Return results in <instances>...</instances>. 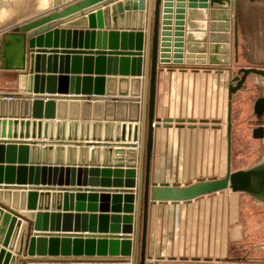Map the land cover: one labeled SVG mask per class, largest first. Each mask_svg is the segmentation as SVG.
<instances>
[{
	"label": "water",
	"instance_id": "obj_1",
	"mask_svg": "<svg viewBox=\"0 0 264 264\" xmlns=\"http://www.w3.org/2000/svg\"><path fill=\"white\" fill-rule=\"evenodd\" d=\"M186 2L190 9L187 12L188 19L193 20L192 17L198 14L194 9L201 12L199 14L203 16L202 20H207L208 15L211 21L209 23L210 44L207 45L206 37H202L198 41L189 33L194 31L192 23H188L186 26L188 33H184L183 15ZM207 9H209L208 12ZM74 18H78L76 23H70ZM172 19H174V23H172ZM57 20H62L59 29H56L59 26ZM214 21H221V27ZM8 29L2 32L3 49L12 48V52L8 57L0 55V70L20 73H14L16 77L14 91L0 92V118H2L0 119V137L3 138L7 134V139L13 140L35 138V132H37L36 139L40 140L41 125L43 124L41 120H46L43 124L44 137L48 135L50 140L54 135L56 140L61 138V142L46 144L36 141L30 143V146H28L29 143L18 141H0L1 154L4 150L7 153L12 152V155L18 151L25 159L27 154H30L31 160L34 155L36 156V164L31 162L28 168H18V174L21 176L17 178V185H24L26 181L29 184H38L40 173L42 174V183L46 181L62 183L64 182L62 174L65 172V183H74L75 173H77L78 183L88 182L90 185L100 184L102 188H128L130 190L77 191L82 193L74 195L71 193L73 191L63 189L51 190L52 193L30 191L25 194L24 191L19 192L24 189L16 187L0 188V203L2 205L0 206V245L2 248H9V251L14 252L12 255L9 251L5 252L4 249H0V264H152L146 263L145 253L149 203L188 202L200 196L228 189L232 192L264 198V160L249 168L233 172L230 169V102L227 115V165L226 173L222 178L198 181L184 187L150 181L153 133L159 122L155 118V84L158 66L209 65L231 68L232 63H229V58L226 56L228 52L226 46L229 47V38L232 34L231 41L236 63L238 61L237 0H77L71 3L54 0L52 6L46 11L10 26ZM198 31H206V26L202 25V29ZM215 32L225 33L224 38L220 41L211 40V33ZM89 36L92 39L97 37L98 46L102 44L104 47L108 40L111 51L95 53V64L97 65L95 78H92L91 75H82L81 79L80 77H70L69 79L66 76L68 62L71 60L72 63L79 64L81 53H78L79 51H60V55L56 56L58 39L61 38V47L66 45V49H63L68 50L67 47L72 45V50H74L75 45L80 47L83 44L84 38L86 44ZM219 43H226V45ZM46 52L54 55L46 56ZM70 54H73L71 58ZM106 55L110 57L106 58ZM58 60L60 74L64 70V75L58 77L39 75L44 74L45 62L47 63V74H51L50 71L56 69ZM84 61L90 63L91 58H85ZM105 61L109 64L113 62L114 65L113 69L111 71L109 69L107 73H104ZM105 74L111 77L105 79L103 77ZM118 75L120 77L116 78L115 76ZM250 75L264 78V69L239 68L228 85L229 99L244 86ZM124 76L131 78L127 79ZM80 80L83 84L82 95L90 96L91 84L94 83L97 86L94 91L102 96L104 84L111 83L112 88H108V92L113 93L114 87H117L115 93L119 97L128 95L129 99L81 98L80 100L83 102L79 107L76 103L68 104L70 111L68 120L76 119L77 110L80 108L81 121L88 122L89 110L92 107L93 120L98 123L71 124L68 122L67 124L65 121L48 123V120H54L55 109H58L57 120H66L64 109L67 104L62 101L56 103L52 101L53 98L49 97H45L47 101L44 102L42 101L44 98L39 96L32 98L31 94L41 92L44 82H46V90L50 93L55 91L56 82L59 83V91H66L68 81L71 84L70 91L75 89L78 92ZM73 83H75V88L72 87ZM90 101L94 103L92 104ZM115 101L117 102L114 103ZM31 107L32 116H30ZM19 108L21 110L20 119L26 121L18 123L17 121L6 122L4 120L7 111L10 115L13 113L14 119H17ZM43 108L44 117H41ZM252 109L256 127L251 130V136L253 139L260 140L264 138V96L255 99ZM24 110L26 111L25 116ZM8 118H12V116ZM30 119L33 120L31 123ZM36 120L38 121L36 122ZM103 120L105 123L101 124L100 122ZM164 123L170 124V120L165 119ZM18 124L19 131L17 130ZM6 125L8 126L7 132ZM29 125H31V136H29ZM90 126L92 139L97 137L98 140L91 144L80 143L81 140L77 142L75 139L78 134L80 139L90 137ZM72 127L73 133H71ZM77 127H79V133H77ZM66 128L67 133L65 132ZM102 129H104V138L103 141H100ZM107 129H109V137ZM65 137L72 143L63 142ZM71 137L74 140H71ZM2 144H6V146ZM42 145L44 147H41ZM52 145L54 147H51ZM87 146L92 147L88 150ZM65 152L66 154L72 153V155H75L76 152L79 155L84 153V162H86V155L90 152V157L96 155L97 163L89 170L77 169V171L73 167L65 169L56 167L58 165H54L53 169H46L45 164H41L43 167L38 164L41 154L44 162L46 154L50 158L51 153H54L55 157L59 153L62 160V155ZM100 154L102 155L101 165L98 163ZM60 164L62 166V163ZM100 166L101 170L98 169ZM5 171V173L13 172V169L8 167ZM50 172L55 175L53 180L50 179ZM0 173H2L1 167ZM45 173L49 174L46 180ZM56 173H60L58 179L55 178ZM25 174H28V177H25ZM6 181V183H12L13 178L7 177ZM45 190L50 191L49 189ZM61 191L64 193H60ZM84 192L91 193L86 196ZM95 192H100V194ZM38 197L39 205L37 206ZM50 198L52 199L51 212H55L54 200L57 199L59 206L61 198L64 199L63 212H71L66 211L68 207L66 201L68 198L70 199L69 208H72V200L75 198L78 201L76 211L88 212L90 215L86 213L75 215L74 225H72L73 216L64 213L62 225H59L60 215L55 216L52 213L48 216L47 213H41L43 209L44 212H47L48 199ZM42 199H44V208L41 206ZM85 199L88 202L98 201L99 205L89 203L88 209L85 211L83 203ZM35 210H37L36 213H34ZM48 217H50V232H62V235H51L47 239L37 234H33L31 237L32 228L36 232L48 230ZM55 218L56 221H54ZM72 228H74L75 234L84 232L88 234L84 237L71 235ZM15 256L23 257L16 258ZM34 256L39 258H34ZM70 257L75 258L74 261L66 259Z\"/></svg>",
	"mask_w": 264,
	"mask_h": 264
},
{
	"label": "crops",
	"instance_id": "obj_2",
	"mask_svg": "<svg viewBox=\"0 0 264 264\" xmlns=\"http://www.w3.org/2000/svg\"><path fill=\"white\" fill-rule=\"evenodd\" d=\"M54 0H39L35 6V9L32 11V15L29 17H33L40 12L46 11L52 6ZM60 1V0H58ZM67 3H71L77 0H64ZM242 0H237V22H238V50L237 56L238 61L234 62V50L232 47L231 35L229 47L226 46V56L229 58V63H232L231 68L219 67V66H199V65H182V66H163L159 65L156 76V84H155V118L159 120L158 126L154 128L153 133V149L151 154L150 161V181L156 183H167L172 186L184 187L198 181H205L210 179H220L226 173V165H227V115H228V103H231V133H230V159L235 155L236 150L239 151L241 149H255L261 148L264 146V138L257 140L253 139L251 136V130L256 127V124L251 129H246L244 126H241V123H245L247 119V114L253 113V104L255 98L249 103H243V95L241 91H237L235 94L231 96L229 99L228 96V85L230 79L232 78V73H234L235 69H239L241 67H249L243 63L244 57L247 53V46H249L246 41V37L244 35L243 30V22H242ZM38 6V7H37ZM174 9V8H173ZM190 9L187 7V2L184 6V33L187 34L186 26L188 23L193 24V28L189 33H191L196 40H200L202 37H206L207 45L209 43V23H211L208 15L207 20H202L203 16H201L198 9H194L198 14L192 17L193 20L188 19L187 12ZM203 11V10H201ZM209 9H207V12ZM25 12V11H24ZM27 13L30 10L26 11ZM95 13V12H92ZM208 14V13H207ZM174 16V14H172ZM29 18H25L21 21H26ZM78 18H74L70 23H76ZM59 26L56 29H59L61 26L62 20H57ZM2 19H0V55H10L12 52V48H4L3 49V40H2V32L7 30L10 26H5V24H1ZM20 23V22H19ZM172 23H174V19H172ZM217 25H221V21H214ZM202 25L206 26V31H198L202 29ZM174 27V25H172ZM221 27V26H220ZM9 30V29H8ZM123 31V30H121ZM173 33V30H172ZM184 34V35H185ZM225 36L223 32H215L211 33V40L220 41ZM60 37L58 39L57 54L60 55V51H79L81 53L79 56L81 57V61L79 64L72 63L70 60L68 62V70H67V78L70 77L82 78V75H91L92 78L96 77V64H95V53L104 51L105 53H109L111 50L108 46V40L106 41L105 46L102 44L98 46L97 37L89 36L86 40L83 39V44L79 47V45H75L74 50H72V45H69L68 50L66 49V45L61 47L60 45ZM185 39V36H184ZM173 40V35L171 36V43ZM102 43V40L100 41ZM185 42V41H184ZM220 45H226L223 43H219ZM218 44V45H219ZM219 45V46H220ZM44 47V46H43ZM65 48V49H63ZM104 49V50H98ZM37 50V48H36ZM45 51H49L48 49H43ZM46 56L54 55L50 54V52L45 53ZM73 54H70V58ZM110 56L106 55V58ZM114 57V56H111ZM118 58L121 56H117ZM85 58H91L90 63H86L84 61ZM239 63V64H238ZM1 65V62H0ZM113 62L110 64L105 61L104 63V73L110 69H113ZM256 68V67H255ZM44 74L39 75H55L58 77L60 75H64L65 71L62 70V74H60V64L59 60L56 64V69L51 70V74H47V63H44ZM64 72V73H63ZM78 72V74H77ZM19 74L20 72H12V71H1L0 70V92H12L16 87V77L15 74ZM54 73V74H53ZM74 73V74H73ZM105 79L107 76L105 74ZM119 78L120 76H115ZM129 79L130 76H124ZM253 80L252 78H247L245 83ZM75 82V81H74ZM244 83V84H245ZM82 81L80 80L78 83V92L75 89L70 91V81L67 82L66 91H59V83H55V91L50 93L46 90V82L43 84V90L38 92V94H31L32 98L34 96H39L44 99L42 101H47L45 97L53 98L54 102H64L67 104L65 110V119L66 120H57V110L55 109L54 120H48L47 122L56 123L57 121H65L71 124L74 123H98L94 122L93 118V109L90 107L89 110V121H81V110L80 108L77 110L76 119H69V103H76L78 107L83 102L80 100L81 98L87 99L91 98H121V99H129V96L119 97L115 91L117 87H114V92H108V88H112L111 83L109 85L104 84L103 86V94L99 96L94 91L97 86L92 83V91L90 96L82 95ZM73 88H75V83H73ZM113 94L112 96H110ZM107 95V96H106ZM64 99V100H60ZM9 100V99H8ZM105 103V101H102ZM115 101L114 103H116ZM90 103H94L90 101ZM242 103V104H241ZM61 111H63L61 109ZM26 111L24 110V116ZM30 116H32V107L30 109ZM6 118L4 119L6 122L8 121H26L21 120V110L18 109V118L14 119V114L11 115L9 112H6ZM12 116V118H8ZM41 117H44V108L42 110ZM104 117V115H103ZM2 119V118H0ZM103 119V118H102ZM169 119L170 124H165L164 120ZM264 120V115H263ZM30 123L33 120H29ZM38 120H36L37 122ZM41 123H45L46 120H41ZM105 123L104 120L100 122ZM109 123V122H107ZM115 123V122H113ZM127 123V122H126ZM156 123V122H155ZM43 124L41 125V133L40 140H37V132H35V138H22V139H7V134L5 137L1 138L0 141H18L22 143H29L30 146L32 143L36 141H41L42 143L49 142H61V138L58 140L55 139V135L52 140H50L49 136L43 135ZM169 125V126H166ZM8 126L6 125V132ZM13 126L11 125V129ZM37 128V127H36ZM49 129V128H48ZM17 130L19 131V124L17 126ZM96 131V130H95ZM29 132L31 136V125H29ZM55 132V130H54ZM67 133V128L65 129ZM90 137L88 139H80L79 134L75 139L77 142L83 144H91L95 143L98 138L92 139L91 137V126H90ZM102 135L100 137V141H103V133L104 129L101 130ZM71 133H73V127L71 128ZM77 133H79V127H77ZM109 134V129H107V136ZM1 136V135H0ZM109 137V136H108ZM71 140H74L71 137ZM109 140V138H106ZM63 142H71L68 141L67 137L62 140ZM115 141V139H113ZM235 141V145L233 142ZM31 143V144H30ZM109 143V142H108ZM5 145L6 144H2ZM19 145V144H17ZM26 145V144H24ZM41 147H44L43 145ZM51 147H54L52 145ZM92 146H87L88 150L91 149ZM84 148V147H83ZM95 149V148H94ZM250 157V154H247ZM247 155H244L245 157ZM108 157V155H106ZM30 154H27L26 159L23 155H20L18 151H15V154L12 155V152L7 153L5 150L0 152V167L2 168V173H0V188L5 187H16L19 189V192L24 191L27 194L30 191H35L36 193L48 192L52 193L51 190H68L73 191L74 195L77 191H104V190H130L128 188H102L101 185H90L88 182L85 184L77 182V173H75L74 183H65L66 175L65 172L62 174V178L64 182H41L42 174H39V182L38 184H29L28 181L25 182L24 185H17V178L21 175L18 174L19 167H29V164L33 162L36 164V156L34 155L33 160L30 159ZM40 167L41 164H45L46 169H53L54 165H58L56 167L65 168H75L77 169H87L89 170L91 166L95 167L96 165V155L94 157H90V152L86 155V162H84L85 154L82 153L79 155L78 152L75 155L72 153L66 154V152L62 155L58 153L55 157L54 153H51L50 158L48 154H46L45 161L42 160V154L39 156ZM236 158H239V155ZM56 159V160H55ZM74 160V162H72ZM62 161V162H61ZM68 161V162H67ZM102 155L99 156V165H101ZM263 161V160H262ZM25 162V163H24ZM62 163V166H60ZM260 163V162H258ZM92 164V165H91ZM257 164V163H256ZM68 165V166H66ZM255 165V164H254ZM253 166V165H252ZM12 168L13 172L9 171L5 173L6 168ZM251 167V166H250ZM249 168V167H248ZM99 170L102 169L100 166ZM111 169H113L111 167ZM126 169V168H122ZM239 169V168H238ZM245 169V168H240ZM45 180L48 175L45 173ZM60 173H56V179L59 178ZM54 173L50 172V179L53 180ZM68 180L70 181V175L68 173ZM12 177V183H6V178ZM25 177H28V174H25ZM100 180V178H98ZM68 181V182H69ZM9 182V181H8ZM60 184V185H59ZM45 189H49L50 191H46ZM56 193H58L56 191ZM64 193V192H60ZM91 192H84L87 196ZM94 193V192H92ZM96 194H100V192H95ZM252 198L250 195L240 192H232L231 190H224L220 192H216L209 195L200 196L188 202H163V203H155L148 205L147 211V222H146V263L152 264H264V260L262 259V255L264 254V248L262 247V242H264V237L261 236L263 232V224L260 221H257L256 218L252 215ZM66 211L71 212H63L64 210V199H60V203L58 206L57 199L54 200V211L51 212L52 209V199H48V210L44 212V209L41 213H47L50 216L52 213L56 216L60 215L59 225H62V215L64 213L71 214L73 217L74 225V216L82 215L84 213L90 215L88 212H77L76 204L78 201L74 198L72 200V208L70 206V199H67ZM84 210L87 211L89 203H95L99 205V202H88L87 199L84 200ZM39 205V197L37 198V206ZM0 206L1 203H0ZM42 208H44V199H42L41 203ZM8 208L7 206H4ZM59 209V210H57ZM5 211V210H4ZM59 211V212H57ZM37 210L34 211L36 213ZM18 213V212H16ZM19 219V218H17ZM24 221V220H22ZM56 221V218L54 219ZM89 221V220H88ZM87 221V223H88ZM56 224V222H54ZM1 225V224H0ZM50 225V217L47 218V228L46 232L40 231L36 232L33 228L31 229V237L33 234L41 235L43 237L49 238L51 235H62V232H56L49 230ZM61 231V227L59 226ZM72 228L71 235H82L83 237L87 235V232L77 233L75 234ZM20 235V234H18ZM67 235V234H65ZM121 235V234H119ZM38 237V236H34ZM85 239V238H83ZM0 249H4L0 245ZM9 248L4 249L5 252H8ZM12 255L14 252L9 251ZM16 258H22L23 256H15ZM34 258H39L38 256H34ZM47 258V257H45ZM66 259H74L75 258H66ZM79 259H92V258H79ZM72 261V260H70ZM73 264V263H72ZM78 264V263H77ZM84 264V263H82Z\"/></svg>",
	"mask_w": 264,
	"mask_h": 264
},
{
	"label": "rangeland",
	"instance_id": "obj_3",
	"mask_svg": "<svg viewBox=\"0 0 264 264\" xmlns=\"http://www.w3.org/2000/svg\"><path fill=\"white\" fill-rule=\"evenodd\" d=\"M38 1L39 0H0L1 24L13 26L19 22H23L21 20L29 18L33 14L32 11L35 9ZM242 3L243 11L241 18L243 30L246 41L249 44L243 63L249 67L264 69V0H242ZM28 10H30V12L27 13L26 11ZM237 70L238 69H235L232 74L235 75ZM248 78H252L253 80L245 83L240 89L243 99L246 100L243 102L244 104L246 102H251L254 97L258 98L264 96V78L256 75H250ZM246 118V122L241 123V126H244L247 130L253 128L256 124L255 115L249 113ZM233 144L235 145V141ZM236 154L237 157L239 155L238 159L236 158ZM247 154H250V157H248ZM244 155L247 156L245 157ZM262 160H264V146L255 149L236 150L235 155L232 156L230 161V169L233 172L240 168H248ZM250 197L253 203L252 215L257 221L262 222L264 227V198L251 195ZM261 236L264 237V228ZM262 247L264 248V242H262ZM262 259L264 260V254L262 255Z\"/></svg>",
	"mask_w": 264,
	"mask_h": 264
}]
</instances>
